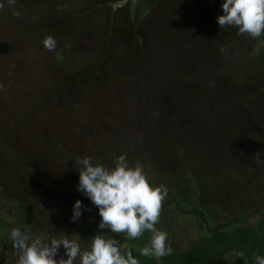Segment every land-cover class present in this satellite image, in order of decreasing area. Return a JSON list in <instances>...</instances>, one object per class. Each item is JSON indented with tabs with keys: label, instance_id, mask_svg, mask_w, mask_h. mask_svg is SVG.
I'll use <instances>...</instances> for the list:
<instances>
[{
	"label": "trees",
	"instance_id": "16d2710c",
	"mask_svg": "<svg viewBox=\"0 0 264 264\" xmlns=\"http://www.w3.org/2000/svg\"><path fill=\"white\" fill-rule=\"evenodd\" d=\"M124 1L122 8L114 9ZM15 4L9 5L6 12L4 7L0 8L3 24L0 29L20 34L18 44L23 49L32 46L42 51L48 36L54 37L57 45L55 51L46 53L49 60L40 53L50 63L36 93L29 92L31 99L24 100L23 107L17 106L14 115L0 117L3 261L12 259L9 250L16 253L10 244L11 225L4 221L5 206L15 228L56 238L63 233L79 234L82 248L90 247L91 238L101 231L110 234L109 230L98 228L101 218L96 206L77 191L79 169L75 161L87 156L112 167L126 148L130 155L133 153V138L140 135L135 150L140 158H150L152 138L157 133L154 144L170 147L181 166L177 165L174 171L167 167L164 172L144 167L150 180L153 178L152 183L168 189L156 227L176 236L184 232V225L196 220L198 239L182 249L178 248L177 237L168 238L172 253L157 260L140 256V249L150 243V233L136 240H127L124 234H117L118 238L128 244L140 264H256L255 258L264 256V49L255 56L251 51L261 41L264 45V35L253 38L240 34L237 27L220 28L217 17L223 14L221 0H16ZM24 6L34 13L32 19L24 17L25 23L32 21L35 27L15 32L20 18L19 15L11 18L17 12L20 14ZM162 43L165 61L169 60L172 68H176L175 77L171 73L162 74L163 80L173 82L167 85L172 87L173 104L163 102L167 87L161 91L160 84L154 82L158 76L154 67L158 61L155 49ZM177 50L181 55H177ZM10 51L14 52L13 48H8L11 58ZM123 74L126 84L132 82L130 86L134 89L132 95L126 90L129 96L127 102L123 100L124 104L134 102L124 118L125 132L117 129L111 136L116 143H101L103 146L96 151L87 152L83 138L100 137L107 127L104 114L94 113L91 119L84 114V108L102 112L97 111L103 105L101 96L110 85L118 90L123 84ZM232 85L239 91L235 95L240 98V105L229 103L227 107L226 97ZM143 86L152 89L146 100L148 107L156 106L152 118L138 115L146 99L141 91ZM86 92L92 99L84 98ZM190 96L200 98L203 103L200 113L205 117L202 122L206 132L199 131L192 118L189 120L193 126H187L188 117L183 113L187 107H195L189 103ZM167 105L173 108L171 112L167 111ZM59 107L61 125L60 119L51 121L44 116ZM166 112L176 120L170 130L177 129L179 134L165 129ZM82 117H87L91 124L87 125ZM195 117L199 119L200 114ZM212 117L227 118L233 129L250 132L234 144L221 145L229 134H224L217 122L212 123L216 129H208L207 119ZM226 130L231 132L230 127ZM25 132L31 137L29 140L23 136ZM190 136L197 142L194 150H188L192 146ZM184 151L190 173L184 170L181 160ZM213 159L220 169L213 174L205 172L201 162ZM221 174L226 185L219 189L216 181ZM258 186L261 189H256ZM236 191L238 195L248 194L249 203L242 199L236 205L229 202ZM218 196L222 199L212 202ZM78 199L84 205L83 214L72 222L73 205ZM31 212H35L34 217ZM172 230L176 231L171 234ZM63 253L61 247L57 258Z\"/></svg>",
	"mask_w": 264,
	"mask_h": 264
},
{
	"label": "clouds",
	"instance_id": "9594fccd",
	"mask_svg": "<svg viewBox=\"0 0 264 264\" xmlns=\"http://www.w3.org/2000/svg\"><path fill=\"white\" fill-rule=\"evenodd\" d=\"M8 2L11 6L16 0ZM221 8L223 14L217 17L220 28L237 27L240 34L253 38L264 35V0H221ZM43 44L55 51L57 42L48 36ZM75 162L79 169L77 191L96 206L101 218L98 228L107 229L110 234L101 231L91 238L90 247L82 248L79 234L63 233L56 238L13 228L10 239L18 256L17 264H140L117 234L136 240L150 233V243L140 249V256L159 260L172 253L168 233L156 227L168 195L166 186L152 183L143 166H131L126 154L116 157L112 167L87 156ZM83 210L82 201L76 200L72 222L81 218ZM61 247L64 253L57 258ZM255 259L256 264H264V256Z\"/></svg>",
	"mask_w": 264,
	"mask_h": 264
},
{
	"label": "rangeland",
	"instance_id": "374dc122",
	"mask_svg": "<svg viewBox=\"0 0 264 264\" xmlns=\"http://www.w3.org/2000/svg\"><path fill=\"white\" fill-rule=\"evenodd\" d=\"M0 3H3L4 8H5V12L7 7L9 6V2L8 0H0ZM126 1L118 4L116 7H114V9H119L122 8L125 5ZM16 5V4H14ZM44 11V10H43ZM117 11V10H116ZM29 16L30 19H32V15H34V13L28 9L27 6H24L23 11H20L19 14V18H20V25L17 27V31L21 30V28L25 29V28H31L33 26V22L29 21L28 23H25L24 17L25 16ZM17 15H14L11 19L15 18ZM17 17V18H18ZM37 17V16H34ZM41 19H47L46 18H41ZM50 21V19H49ZM3 26L2 22L0 23V27ZM35 27V26H33ZM4 30V29H3ZM2 29H0V117L1 118H5L7 116H12L15 114L17 106H24V100L27 101V99H31V97L29 95H27L29 92L32 91V93H36V88L37 86H40V83L43 81L44 79V70L45 68H47L49 65V61H45L41 58L40 53H43L45 56L46 60H49V57L46 55V53H49L50 51L45 48L44 46H42L41 48L43 49L42 51L40 50H35L34 47L29 46L28 48H32V49H23L18 43L20 42L19 39L21 38V35H14L11 33H8V30L5 32ZM9 32H13V30H9ZM16 36V37H14ZM136 38V36L134 37ZM34 41H37V39H34ZM25 42V41H23ZM136 43V41H135ZM216 46V45H215ZM213 46V47H215ZM13 48L14 52H11V58L9 56V52H8V48ZM164 44H160L157 48L155 49V52L157 53V58L158 61L155 62V72L156 74H158V76L156 75V79L154 80V82H157L158 84H160L161 88H159L161 91L165 90L163 88L167 87V85L172 84L173 82L168 81V79H164L162 77V74L167 75L168 73H171L172 76H174V71L176 70V68H172V64H169V60L166 62L165 59V53L163 52L164 50ZM166 49V48H165ZM264 49V45H263V41L259 42L254 48L253 51H251L252 56L257 55L260 51ZM179 51V50H177ZM249 52V51H247ZM181 55L180 51L178 52L177 55ZM47 57V58H46ZM60 57V56H59ZM58 59V56L56 57ZM77 60L80 61V58L77 56ZM162 63V64H161ZM215 65V64H214ZM41 66H44V68H42ZM123 68H124V64H123ZM41 71V72H40ZM128 71V70H127ZM200 72H203L204 69L203 67L199 68ZM134 72H137V70H134ZM218 67H215V76L217 77L218 74ZM175 77V76H174ZM174 79V78H173ZM122 81L123 84H121L119 86V89H115L112 85H110L106 90L105 93L101 96L102 99V106H99L97 111H102V112H93V109L90 110L88 107L84 108L85 112L84 114L87 115L88 118L92 119V114H104L105 115V125H106V129L103 130L104 132L101 133L100 137H95V136H85V138H83V146L84 148H87V152L93 151L95 149H98L102 146L101 143H116L114 139L111 138L112 134L117 130V129H121L123 132H125V126H127V123L124 121V118L126 116H128V114L131 112L130 108L132 107V103L134 104V102L132 100H129V103L124 104L123 100H126L127 102V98L129 96V94H127V91L129 93H133L134 89L133 87L130 86V84L132 82H129L126 84L125 82V76L123 74L122 76ZM161 81V82H159ZM175 81V79H174ZM126 84V85H125ZM118 85V84H117ZM227 85H225L223 88H225ZM234 85L231 86L230 88V93L227 95V107H229V103L233 106L235 105H240L239 103V99L237 98L238 96L235 95L237 93H239V91L237 90V88H235ZM234 89V90H233ZM127 90V91H126ZM152 89L150 87H146L143 86L141 87V91L142 93H144V95L146 96V99L142 102V108L139 110L138 115L139 117H150L152 118V116L154 115V110L156 109V106H151L152 108L147 106L146 100L149 98L148 94L150 93ZM172 87H167L166 91L167 94L163 99V102L165 101V104L171 101V104H173V93H172ZM89 93L86 92L85 94V99H92V97L88 96ZM80 98L82 97L81 95H79ZM87 96V97H86ZM100 98V99H101ZM166 99V100H165ZM189 103H192L195 107H187V112L185 111V113H183V115H186L188 117L187 120V126L188 127H192L193 124L192 122L189 120L190 118L193 119L194 123H197V129H199V131L201 132H206L207 129L204 127L203 122L204 121V115L201 114V108H203V103H201V99L200 98H194L193 96H190L188 98ZM234 100V101H232ZM200 101V102H199ZM232 101V102H231ZM81 102H83V100L81 99ZM99 102V101H98ZM97 102V103H98ZM121 102L123 103V105L121 106ZM235 102V104H233ZM186 105V103H185ZM96 105H94L95 107ZM166 106V105H165ZM67 107V104H66ZM65 107V109H66ZM174 107V106H173ZM197 107V108H196ZM217 109V107H215ZM173 108H171V106L167 105V111L171 112ZM138 108L136 109L135 113H137ZM166 112V120L168 123V128H165L166 130H168L169 132L177 135L179 134L177 132H172L170 130L171 128V123L172 122H176L175 118L172 117L171 113ZM63 113H65V111H63ZM199 113L200 117L199 119L197 117H195V115ZM77 114H81V112H77ZM218 113L215 114V116H217ZM82 115H83V111H82ZM45 117L49 118L51 121L52 120H58L60 119V121L58 122L59 125H61L63 123L62 119H61V108H55L52 109L48 112L45 113L44 115ZM134 116V114L132 115ZM87 117H82V119L86 120V124L90 125L91 122L89 121V119ZM64 118V117H63ZM97 118V117H96ZM99 119V117H98ZM162 121V120H161ZM251 121V120H250ZM213 122H217V124L224 130V134H229L227 139H225L221 145H225V144H234L237 141H240V139H242L243 136H247L249 134V130L247 131H238L236 129H233L234 125L232 124V126L229 124V120L227 118L225 119H217L215 117L212 118H208L207 119V125H208V129H216V125L212 126ZM222 124V125H220ZM263 125H264V120H263ZM176 126V124H175ZM177 127V126H176ZM230 127V131L228 132L226 129ZM178 128V127H177ZM157 131V130H155ZM40 132V131H38ZM37 132V133H38ZM53 133H56L55 130ZM157 134V133H156ZM156 134L153 136L152 138V146H151V155L150 158H140L139 157V153L137 152V150H135L136 148H138V144L140 143L139 139H141V135L137 136L135 138H133L135 141V148L133 153L130 155L126 150L124 151V153L122 154H126L128 162L131 166H136V165H140L144 167H154L156 169L161 170L162 172L167 170V167H170L172 171H174L176 169V166L179 165L181 166V161H179V158L177 156H175L174 152H172L171 148L165 145H160V144H154V139ZM247 134V135H246ZM127 137H129V133H126ZM239 135H242L241 137ZM23 136L27 137L28 140L31 138L28 133H24ZM239 136V138L237 137ZM173 137V136H172ZM171 137V138H172ZM167 137L165 136V143H167ZM196 140L194 139V137L190 136V143H192V146L189 148L188 150H194L193 147L196 146L195 142ZM25 143V142H24ZM176 139H175V143L176 144ZM75 149H77V146L74 145ZM119 148H123L122 146H120ZM96 151V150H95ZM121 154H119L118 156H120ZM186 152L184 151V155L181 157L182 163L184 166V170L186 168V170H188L187 167H189L188 162L185 160V156H186ZM178 159V160H177ZM216 161L213 160H203L202 163V167L204 168V171L207 173H215L216 171H218L220 169V164L215 163ZM219 163V162H218ZM224 165V164H223ZM193 167V166H192ZM197 168V167H196ZM58 166H55V171H58ZM145 170V169H144ZM189 172V170L187 171V173ZM149 173V172H148ZM190 173V172H189ZM148 175V174H147ZM149 176V175H148ZM150 177V176H149ZM222 174L219 176V179L216 181V184L218 183L219 189L222 188L223 186H225L226 184H224L222 182ZM234 177V176H233ZM151 180H153V178H151ZM230 187V186H228ZM256 189H261V187H257ZM239 193L236 191L233 195L230 196V201L233 205L239 204L240 200L242 199L243 202L245 203H249V199H248V194L246 195H238ZM220 195V194H218ZM226 195L225 194H222ZM221 196V197H222ZM222 198L219 199L215 198L212 202H215L216 200H221ZM167 199H165L164 203H166ZM229 204H225V206H228ZM6 208V214L7 217L4 218V221L7 225H11L10 228L13 229L15 228V221L13 219V217H11L10 212H9V216H8V211H7V207ZM98 213V212H97ZM31 217L35 216V212H31L30 213ZM166 216V215H163ZM182 222V220H181ZM198 222H196V220H192V222L187 223V225H184V232L183 233H178L176 236L174 235H168V238H173V237H177L178 240V248H188L191 246L190 242L196 241V239H198V226L197 225ZM176 228L179 227L177 224L175 226ZM176 231V230H172L171 234ZM197 231V233H196ZM203 231H201V234L203 235ZM128 243V242H127ZM12 244V243H10ZM128 245V244H126ZM9 256L12 258L10 260L5 259L3 261L2 256H0V264H17V253H13L12 251L9 250Z\"/></svg>",
	"mask_w": 264,
	"mask_h": 264
}]
</instances>
